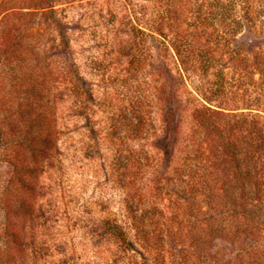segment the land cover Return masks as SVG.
<instances>
[{
	"label": "rangeland",
	"instance_id": "obj_1",
	"mask_svg": "<svg viewBox=\"0 0 264 264\" xmlns=\"http://www.w3.org/2000/svg\"><path fill=\"white\" fill-rule=\"evenodd\" d=\"M199 2L0 0V264H257L244 245L205 236L203 220L228 214L237 173L226 155L211 167L195 152L199 116L217 117L200 95L182 83L175 101L168 91L167 74L178 81L173 44L202 59L228 43L138 32L162 24L169 38L194 35ZM253 6L258 37L238 41L258 48L264 3ZM210 73L195 83L214 81ZM202 164L222 204L214 211L195 181ZM255 171L264 194L262 162ZM245 241L264 264V235Z\"/></svg>",
	"mask_w": 264,
	"mask_h": 264
},
{
	"label": "trees",
	"instance_id": "obj_2",
	"mask_svg": "<svg viewBox=\"0 0 264 264\" xmlns=\"http://www.w3.org/2000/svg\"><path fill=\"white\" fill-rule=\"evenodd\" d=\"M254 1L200 0L198 20L194 24L197 31L194 35L192 32H182L174 38H169L162 24L145 30L138 28V32L153 40H217L215 49L220 50L223 49L221 48L223 41L228 43L224 54L220 51L222 54L219 57L202 59L184 56L187 51L184 46L173 44L179 61L178 81L177 77L168 73V91L170 90V99L175 101L177 89L182 83L188 91L190 85L200 95L204 100L200 102L203 108L217 117L208 119L199 116L197 125L201 140L195 147V152H198L211 167L215 165L214 160L219 159L218 154L226 155L229 158L230 169L233 168L237 173L235 175L237 178L233 180L234 185L227 190L230 200L225 202L223 208L225 210L226 207L228 214L221 220L219 216L213 215L210 219L203 220L201 224L206 226L203 230L205 236L225 237L235 246L244 245L247 252L252 250L258 254L254 263L259 264L261 249L258 248V244L249 245L245 239L251 237L257 241L264 235V194L258 188L259 180L255 171L258 161L264 165V46L256 48L248 42L238 41L258 37L259 30L255 26L256 19L254 20L257 12L254 11ZM260 1L264 3V0ZM246 29L255 35L252 34L254 38L245 32ZM233 44L236 46L231 47ZM201 71H205V74L201 75ZM209 73L212 74L214 81H206L203 86L197 85L198 81L205 82ZM76 78L78 80L71 78L72 90L80 96L84 87L79 83L82 78L79 75ZM190 94L193 95L191 91ZM135 111L141 116L138 119L140 127L143 116L141 110ZM220 117L221 119H218ZM222 119L225 120L223 126L220 125ZM203 165L195 181L206 192L204 195L206 209L214 211L220 209L222 204H214L211 200L212 186L208 181L210 167L203 168ZM252 184L256 189H253ZM238 192L239 198L236 195ZM227 217L229 222L225 221ZM143 221L142 218H137L136 221L140 232ZM194 228L196 226L190 227ZM121 233L123 235V232ZM139 234L143 235V232ZM190 237L196 241L198 248H206V242L198 238L199 235L191 234ZM148 246L155 255L156 244L149 240Z\"/></svg>",
	"mask_w": 264,
	"mask_h": 264
}]
</instances>
